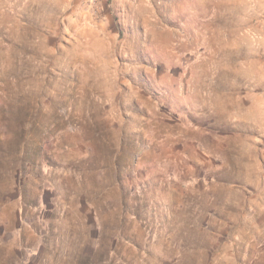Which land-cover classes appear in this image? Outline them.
Masks as SVG:
<instances>
[{"label":"rangeland","instance_id":"rangeland-1","mask_svg":"<svg viewBox=\"0 0 264 264\" xmlns=\"http://www.w3.org/2000/svg\"><path fill=\"white\" fill-rule=\"evenodd\" d=\"M0 264H264V0H0Z\"/></svg>","mask_w":264,"mask_h":264},{"label":"trees","instance_id":"trees-1","mask_svg":"<svg viewBox=\"0 0 264 264\" xmlns=\"http://www.w3.org/2000/svg\"><path fill=\"white\" fill-rule=\"evenodd\" d=\"M108 3L111 4V0H108ZM120 33H121V31H120Z\"/></svg>","mask_w":264,"mask_h":264}]
</instances>
